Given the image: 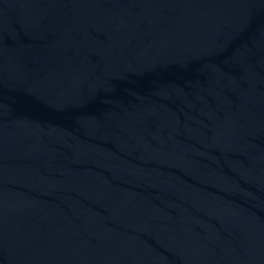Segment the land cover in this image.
<instances>
[{"label":"water","instance_id":"obj_1","mask_svg":"<svg viewBox=\"0 0 264 264\" xmlns=\"http://www.w3.org/2000/svg\"><path fill=\"white\" fill-rule=\"evenodd\" d=\"M0 264H264V0H0Z\"/></svg>","mask_w":264,"mask_h":264}]
</instances>
